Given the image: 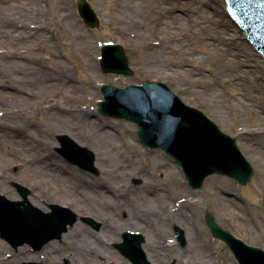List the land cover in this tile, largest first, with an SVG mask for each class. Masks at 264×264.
<instances>
[{
  "label": "rangeland",
  "instance_id": "1",
  "mask_svg": "<svg viewBox=\"0 0 264 264\" xmlns=\"http://www.w3.org/2000/svg\"><path fill=\"white\" fill-rule=\"evenodd\" d=\"M87 1L98 28L85 24L76 0H0V124L9 126L0 131V193L21 200L12 185L18 182L38 208L59 204L78 216L61 238L39 248L14 247L0 237V264H134L115 247L126 231L153 245L145 247L149 264H239L212 235L208 212L246 244L264 249V153L254 147L264 142V56L232 19L226 0ZM161 19L166 27L153 28ZM42 25L47 30L38 36L16 38ZM107 43L123 45L133 75L102 71ZM54 72L83 85L80 98L70 100V89L50 91ZM147 80L164 82L234 137L253 166L250 182L212 174L193 189L170 156L139 141L135 123L98 111L102 85ZM80 107L91 113L82 116ZM58 135L94 151L99 174L68 162L57 151ZM67 184L78 189L69 191ZM133 217L146 223L128 225ZM179 229L185 244L177 239ZM162 242L168 252L158 250Z\"/></svg>",
  "mask_w": 264,
  "mask_h": 264
},
{
  "label": "water",
  "instance_id": "2",
  "mask_svg": "<svg viewBox=\"0 0 264 264\" xmlns=\"http://www.w3.org/2000/svg\"><path fill=\"white\" fill-rule=\"evenodd\" d=\"M237 25L248 34L256 49L264 55V0H226ZM79 15L91 28L100 27V19L87 0H76ZM100 66L104 73L133 75L126 50L121 44L109 43L101 49ZM103 100L98 110L107 117L131 121L137 136L149 148L164 151L178 164L193 189L203 186L212 174L226 175L241 184L250 182L254 169L241 152L237 141L222 131L202 110L188 105L161 81H144L125 87L104 84ZM57 151L70 163L99 174L96 156L68 135L57 136ZM12 185L22 200L15 201L0 193V236L14 247L28 243L35 248L57 238L73 225L78 216L70 208L50 204L45 212L33 205L30 190L18 183ZM97 226L88 217L81 218ZM205 221L213 236L228 244L239 264H264V249L246 244L222 228L208 212ZM178 238L185 243L184 232ZM141 233L125 232L115 247L135 264H149Z\"/></svg>",
  "mask_w": 264,
  "mask_h": 264
},
{
  "label": "bare ground",
  "instance_id": "3",
  "mask_svg": "<svg viewBox=\"0 0 264 264\" xmlns=\"http://www.w3.org/2000/svg\"><path fill=\"white\" fill-rule=\"evenodd\" d=\"M39 1L42 2L43 0H39ZM166 24H168L167 21L164 20V19H161L159 21V23L156 25V27L154 26L153 28L166 27ZM157 29L159 30V28H157ZM30 30H31V28H28V31L27 32L25 30V32H26L25 34L16 35L14 31L11 32L10 34L12 35V38L13 39H15V35H16V38H20V39L22 38L23 39L28 34H29L28 37H33V36H36V35L38 36L39 35L38 30H42L43 31V30H47V28L42 25L38 29L31 30V31ZM48 34H49V32L45 31V33H42V35H40V39H43L44 37H47ZM3 35H4V32H3ZM49 36L50 37L48 39L52 38L51 35H49ZM39 48L43 49L41 46H37L35 49L38 50ZM49 80H50V84H49L50 91L53 90L52 88H58V87H60L62 90H64V89H66V90L67 89H70L71 94L73 95L70 98V100L75 99V98H80V96H78V94H80L82 92V90L84 89L82 87L83 85H81L80 83L76 82L71 76L66 75V74H59L58 72H54V75H50V79ZM239 80H240V78H239ZM92 81H95V80L92 79ZM90 86H93V85H90ZM57 92H58V90L55 91L54 93H57ZM59 93H61V92H59ZM56 95L57 94L52 95L51 98L55 97ZM61 111L63 112V109H61ZM76 111L77 112H80L82 114V116H84V117H87L89 115V113H91L90 110H88L86 108H83V107L78 108ZM90 122H91L92 125L95 124V122H93V121H90ZM70 127H72V126H70ZM5 129H9V126L7 124H2V125L0 124V131L5 130ZM16 130L19 132V133H16L17 135H21L22 134V132H21L22 130L20 128H16L14 130V132ZM38 145H39V142H38ZM254 147L257 148V149H259L261 152L264 153V142L257 141L256 143H254ZM40 159L42 160L43 158H40ZM30 162L31 161H29V160H26L25 161L26 164H29ZM20 165H22V161H21V164ZM45 166H49V164L47 162H45ZM45 169H49V167H45ZM60 173H61V171H60ZM60 179H63L64 182H67L68 181L67 177H62ZM65 187H66L67 190L72 191V192L75 191L76 189H78V188H75L74 185H70L69 186L68 184ZM174 214L177 216V213H174ZM181 215L182 214H180L179 216H181ZM133 220H134L133 222H130L129 220H127L126 223L128 225L134 226V227L137 226V225H142V224H145L146 223V220H144L142 218H138V217H133ZM124 228L125 229L127 228V227H125V224H124L123 229ZM98 242L101 243L100 240ZM162 243H160V245H158V250L160 249L162 251L168 252L169 251L168 248L170 247V245L166 244L165 242H162ZM149 246L150 247L151 246L153 247V245H151V243L150 244H146V242H144L143 250L145 251V247H149ZM92 252L95 253V254H100L99 253V249H97V248L95 249V251L92 250ZM161 256H163V257H165V256L166 257H169V254L168 253H165V254H161ZM205 260H207V258ZM202 263H204V262H202ZM44 264H46V263H44Z\"/></svg>",
  "mask_w": 264,
  "mask_h": 264
}]
</instances>
